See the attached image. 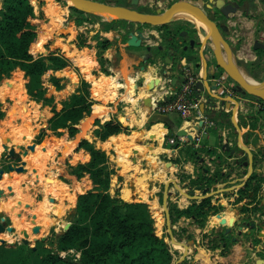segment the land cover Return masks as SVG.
Listing matches in <instances>:
<instances>
[{
	"label": "rangeland",
	"instance_id": "obj_1",
	"mask_svg": "<svg viewBox=\"0 0 264 264\" xmlns=\"http://www.w3.org/2000/svg\"><path fill=\"white\" fill-rule=\"evenodd\" d=\"M102 1L108 3L119 2V0ZM170 1L167 4L172 3ZM29 2L33 6L35 14L40 17L37 18L39 22L37 23V35L39 33L46 34L44 38L42 35L40 36V40H43L40 43L41 46L33 51V53L44 54L47 49L59 48L61 53L70 62L68 67L48 71L42 76L43 86L47 90V95L53 96L51 105H54L59 110L70 95L76 92L82 86V82L85 81L89 85L91 97L107 110V114L103 112H100L99 115L94 114V112L99 110V108H95L89 115L79 121L78 132L74 136H69L66 129H62L60 135L52 134L50 130H45L44 134H42V130L47 125V118L51 115V105H45L41 101L30 97L26 90L27 78L24 77V72L18 67L12 70L8 77L0 80V86L5 84L12 91V96L0 94V111L3 113V116L0 118V139L7 145L5 154H9L10 150L14 154L10 157H0V167L4 172H8L9 164L16 166L24 162L25 168L21 172L12 170L10 172L11 177L3 176L0 179V185H4L3 189L5 191V194L0 197V201L5 200V202L0 203V212H2V216L9 217L8 219H3V224L13 226L12 232L0 233V238H5L6 240L0 244L11 247L22 244L23 234L18 237L20 235L18 229L20 228L30 233V242L26 243L29 247H35L37 241L41 240V237H45V239L38 245L40 252L43 251V248L54 247L55 234L59 233L67 222L69 212L75 207L77 195L93 187L88 174L77 178L74 174L70 173L71 166L78 163H86L89 160L87 151L83 148L78 149L76 146L81 139L87 138L91 143L95 141L93 144L105 151L109 165L114 169L108 189L111 196H117L126 201L138 202L140 200L136 197L134 200L127 199L136 196L135 193L137 195L145 193L146 197L142 198V202L148 206L153 218L155 233L169 243L172 264H181L184 260L191 262V264H254L253 240L257 232L254 229L259 227L261 228L260 231L264 232V219L258 216L256 222L254 221V200L246 212H241L240 209L246 202L247 197L237 203L235 201V198L239 196L238 189L244 187L245 181L250 176H254V154H261L263 151L264 145H261V147L256 148L258 152L254 153V140H257L254 137V130L251 133H247L248 129L246 127L238 125V129L240 130L238 132L235 127L231 128L226 125L227 131L224 135H221L222 140L220 139L219 145V129L217 126L208 128L207 133L209 135L207 137L205 133L202 136L201 143L211 147L208 154H206L207 157L200 155L199 160H195L191 154L178 157L169 154L167 151L154 156L151 154L153 147L159 146L162 149L166 148V146L168 147L170 143L167 140L168 136L162 135L161 140H157L145 135V131L151 128V124L155 122L156 117L146 113L145 118L140 120L141 111L144 108L140 99L148 93V86L144 83L147 82L144 80L148 79L143 74V76L140 75L141 73L138 72L139 68L137 69L140 63L132 65L128 70H118L122 65L123 58L122 54L112 53L114 48L113 43L108 48L109 52L113 54L112 65L108 67L109 74H105L101 70L100 64L92 65L89 70L84 71L79 65L80 62L76 58L73 59L74 57L72 58L68 54V50L65 51L63 43L67 42L69 45L78 47V41L84 40L86 46L78 47V49L91 53L90 49L92 48L88 47L95 45V43L90 42V40L94 39L95 34L88 36L91 29L89 27L85 28V26H88V23L83 22V24L77 26L74 23L75 14L69 8V2L65 0H51V2L58 5L57 12L59 15H57L61 19H64L61 24L58 20L55 21V23L59 24V27L50 28V26L52 27L51 24L49 25L50 18L44 11L47 0H29ZM258 5L259 9H256V7L251 8L252 12L242 17L243 22L238 21L236 16L233 15L228 17V21L225 23L229 26L225 38L233 49L237 64L240 58L245 60L243 57H255V50L253 49V42L255 40L264 42V1L259 0ZM150 8L155 9L154 6ZM52 21L53 16H51ZM118 28L123 29V26L120 25ZM135 29L137 28L134 27L133 31ZM196 29L200 34H206L201 27L196 26ZM123 31L124 34L125 30L123 29ZM151 31L157 33L156 30L151 29ZM47 41H50L51 44H49L48 48H45L44 45ZM209 41L212 45V41ZM125 53H129V51ZM210 57L212 60V51L210 52ZM160 62H162L161 59ZM238 65L244 70L240 64ZM147 66L151 70L152 62L147 63ZM192 69H196V67L194 66ZM86 73L88 75L91 74L93 78H99L102 75L115 76L120 82H125L127 76H132L134 78V96L136 101L131 102L124 98V94L126 93L125 88H119V94L112 99H106L105 101L98 99L92 92L91 77L86 76ZM51 75L59 79V88H56L51 81ZM232 83L235 84L234 82ZM140 90H143L145 93L140 94ZM23 98L25 99L22 100ZM17 101H20V103ZM262 105L264 106V103ZM251 106L253 104L247 102L244 104L242 110L243 112H248L247 115L250 116L248 123L254 126V128H258V132L261 135L259 141L264 142V139H262L264 136V112L258 113L257 109H251ZM239 111L237 113L236 108L233 109L234 116H237V123ZM103 116L105 119H102ZM98 118L100 123L112 118L127 125V131L121 132L127 140H129L131 135L135 134L133 142L134 146L135 144L137 146L138 154L133 153L132 150L130 151L132 144L124 142L121 139L119 140V144L124 142L122 144L123 147H129L127 149L129 154H126L128 161L120 157L122 163L125 159L126 165H123L124 163H120L117 159L119 155L117 153L118 144H116L115 148H108L104 145L110 136L102 143H99L92 135V131L94 133L95 128L99 127V125L95 124V120ZM175 121H178V119H175ZM83 125L85 126L83 127ZM222 125L218 124L220 128ZM30 133L31 136L27 137ZM24 135L26 137L22 138ZM238 136L241 137L240 150L236 149L233 154L225 152L226 149L223 148L224 142L234 147ZM224 138L225 141L223 140ZM3 143L2 145L0 144V154L4 151ZM32 144H35L33 150L29 148ZM182 148L186 150L188 145L184 144ZM133 156H135L136 160L132 159ZM188 160L195 164V169L190 170V172L187 171V167H184L185 164L188 166ZM257 166H263L261 160ZM166 167L168 168L166 169ZM216 168H220L224 174L229 173L227 176L223 175L207 188L208 178ZM40 175L42 176L41 179ZM50 175L55 178L59 186L64 185L66 189L57 187L58 185L55 183L51 185V181L48 180ZM251 184V187L255 186L254 179ZM9 185L11 186V190L8 189ZM203 188H206L208 194L211 193L209 195L211 196V203L220 206V210L216 213L220 215H209L203 227H200L192 217H181L173 223L169 213L170 203H174L179 208H184L192 202L191 200L199 202L204 197ZM45 189L49 191L45 192ZM230 190L234 194L228 198H223L224 194ZM190 191H193V195L189 194ZM61 192L74 194L75 203L68 205L63 212L57 214V194ZM249 194L251 195L252 191H249ZM186 198L187 200L185 201ZM218 198L219 200L217 201ZM44 199L48 205L57 207V209L42 211L41 206ZM165 206L168 209L169 219L165 212ZM259 207L261 210L262 207L260 205ZM228 210L233 212V215L226 213ZM259 213L261 215L262 211H259ZM45 214L52 218L53 223L46 229L40 228L38 233L33 234L31 232L32 226L35 224L39 225L38 221L44 220ZM34 215L35 218L33 217ZM232 217L233 222L229 225V220ZM251 222L256 223L255 228L249 225ZM180 228H185L193 236L191 243H188L184 238H177L174 234V230L178 232ZM220 232L227 233L235 240L234 248L232 249L233 244L228 254L225 255L226 257L221 256L220 249L210 248V237L215 238ZM247 232H251V234L248 235ZM171 237L177 238L179 243H172ZM258 237L261 240L263 238L259 235ZM9 240L11 242H8ZM185 250L186 253L184 254ZM238 255L241 256L238 257Z\"/></svg>",
	"mask_w": 264,
	"mask_h": 264
},
{
	"label": "trees",
	"instance_id": "obj_2",
	"mask_svg": "<svg viewBox=\"0 0 264 264\" xmlns=\"http://www.w3.org/2000/svg\"><path fill=\"white\" fill-rule=\"evenodd\" d=\"M0 1V80L8 77L10 72L18 67L24 72V77L27 78L26 90L30 97L41 101L45 105H51L53 96L47 95L42 76L48 71L68 67L70 62L59 48L47 49L44 54L33 53L38 45L37 23L39 22L37 18L40 17L35 14L29 0ZM245 1L255 8L253 0H240L239 3L242 4ZM52 3L51 0H47L44 6V11L50 18L49 25L51 24V16L48 14V7ZM115 4L128 6L123 1ZM69 8L75 14L74 23L77 26L83 24V22H98L101 30H116L122 25L125 30L122 42L126 41L128 32L132 31L134 27L138 30H142L143 27L157 30L160 40L158 44L151 46L152 53L153 55L160 54L164 58L167 52L171 50L172 70H175V66L180 61H183L182 65L191 66L193 64L195 67L199 65L198 55L194 52V47L199 43V37L197 29L189 20L176 19L169 23L150 26L135 24L119 18L107 21L98 14L85 12L74 6H69ZM136 9L144 13H155V10L150 7H138ZM94 39H96L94 47L97 61L101 66V70L105 74H109L110 61L104 56V52L112 44V41L101 38L98 34L94 35ZM191 40H193L192 45ZM49 44L51 42L47 41L44 47L48 48ZM63 46H65L64 43ZM83 46H86L85 41L79 40L78 47ZM159 46H162V48H159ZM184 46L187 47L184 48ZM255 55V59L238 60V64L244 68L249 76L262 82L264 81V48L256 49ZM213 63L218 71L224 72L216 64L214 58ZM86 75L89 78L91 77L88 73ZM51 81L56 88L60 87L59 79L54 75H51ZM88 87L87 82L83 81L82 86L70 95L59 110L51 105V115L47 118V125L42 130V134L45 130H50L52 134L60 135L62 129H66L69 136H74L78 132L77 124L79 121L89 115L97 106L95 104L96 100L91 97ZM0 94L12 96V91H9L4 84L0 86ZM242 95L252 100L254 98L258 99V101L264 103V100L248 93ZM17 102L20 103V101ZM262 111L264 112L262 108L257 109L258 113ZM207 114L217 123H224L234 128L230 122V112L207 110ZM247 114L248 112H239V126L246 125L247 118L250 117ZM2 116L3 113L0 111V118ZM102 119H105V117L103 116ZM95 124L99 127L95 128L94 135L100 140L104 141L111 135L104 143L108 148L115 146L116 142L112 139L113 134L125 132L128 129L127 126H123L118 120L112 118L103 123H100L97 119ZM153 127L156 132L155 135L161 140V135L165 133L164 129L157 125ZM253 130L254 126L250 125L247 133H251ZM77 148L86 150L89 153V160L86 163L71 166L70 173L77 178L88 174L93 187L77 195L76 204L73 208L74 213H69L68 217L70 224L55 234L54 247L43 248L41 252L38 250V245L42 243V240H38L35 247H29L26 243L15 247L0 244V264H172L170 248L166 241L155 233L153 218L147 204L142 201H126L109 194L110 178L114 173V169L109 165L105 151L97 148L85 138L78 142ZM232 148L240 150L235 146ZM209 150L206 149L207 152ZM225 152L229 153V150H225ZM184 153L191 154L195 160H199L201 155L191 145H188L186 150L184 149ZM261 155L264 156V147ZM123 163L125 164V159ZM228 173L224 174L220 168H216L208 178L207 188L223 175L227 176ZM254 177L255 175L250 176L244 187L238 189L239 196L235 198L236 203L247 197L246 202L240 209L241 212L248 211L249 205L255 198L258 186L251 187ZM249 191H252L251 195ZM232 193V191H229L225 194L229 196ZM130 199L132 197L127 200ZM57 201L58 212L61 213L68 205L75 203V195L61 192L57 194ZM219 210V205L211 203V196L204 197L199 202L192 201L184 208H179L174 203L169 205V213L173 223L181 217H192L200 227L204 226L209 215H214ZM254 210L262 211L257 205L254 206ZM262 214H264L263 211ZM52 223L53 220L51 219L49 224ZM255 229L260 230L261 228L256 227ZM174 234L179 239L184 238L187 241L193 239V236L185 228H180L178 232L174 230ZM247 234L250 235L251 232H247ZM209 241L211 242L210 248L220 249L222 256L227 255L229 249L235 243V240L225 232H220L215 238L210 237ZM260 241L261 239L255 234L253 244H258ZM258 255L261 256L262 253L259 252ZM181 264H191V262L184 260Z\"/></svg>",
	"mask_w": 264,
	"mask_h": 264
},
{
	"label": "crops",
	"instance_id": "obj_3",
	"mask_svg": "<svg viewBox=\"0 0 264 264\" xmlns=\"http://www.w3.org/2000/svg\"><path fill=\"white\" fill-rule=\"evenodd\" d=\"M169 1L170 0H140L139 6H141V7H151V6L156 7V6H158L157 8H159V6H162V9H164V8L168 7L171 4V3L170 4H167ZM174 1L175 0H171L170 2L173 3ZM193 1H195L196 3H199V4L201 3V0H193ZM262 1H264V0H262ZM165 2H167V3H165ZM258 2H259V0H253V4H255L256 9H259ZM0 6H1V1H0ZM57 9H58V5H56L54 3L50 4L49 7H48V14L50 16H53V21L51 22L52 27L50 26V28H53V29L59 25V24L55 23V21L58 20V22L61 24L62 21H63V19H64V18L61 19V17L58 16L59 14L57 12L58 11ZM247 10H248V8H247ZM251 12H252V10L249 9L248 10V13L250 14ZM234 16H236V19L238 21L243 22L242 17L244 15L242 13V10H239L236 14H234ZM58 17H59V19H58ZM190 18L191 17H188L186 15H183L181 17V19H185V20H187V19L190 20ZM194 26L196 28V25L195 24H194ZM88 27L91 28L89 30L90 33L88 34V36H92V34L93 35L94 34H98L99 37H101V38H107V39L111 40L112 41V44L114 43L113 44L114 45V48L112 50V53L122 54L123 62H122V65L118 68V70H120V71L128 70L129 67H132V65H134V64L136 65V64L140 63L139 66L137 67V69L139 68L138 69L139 70L138 72L141 73L140 75L143 74L148 79V80H144V81H147V82H144L147 85L148 82H149V80H151L153 78H156L158 76V74L162 73V70L166 69L167 72H168V74L171 77L178 78L175 87H178L179 86V84H180V82L182 80V70H183V68L185 66H187V65H184V64L182 65V62L183 61L182 62L180 61V63H178L175 66V70H172L171 69L172 62L170 64L165 63L164 62V58H162L160 54L153 55L152 50H151L150 51L151 52L150 53L151 56L149 57L150 59L148 58L147 61H146V63L143 62L144 55L146 56L149 53L148 51H146L145 43L150 44L151 46H154V45L158 44V42L160 40L159 33H158L157 30H156L157 33H153L151 31L152 28H150V27H143L142 28V31L146 35L149 36V39L147 41H144V44L140 45L139 47L129 48V46H126L125 45V42H122V34L124 32L123 29L117 28L116 30H101L100 29V24L98 22L88 23V26H85V28H88ZM136 30H138V29H135V31ZM153 30H155V29H153ZM197 34H198V37H199V43H198L199 45H196L194 47V52L198 55V64L199 65L196 67V69H193V71L198 76H200L202 78L203 86H202V89L197 93V96L196 97L198 99L199 98H202V97L208 98L209 101L212 104H214V108L213 109H210L211 111H214V112H221V111L230 112V122H231L232 126L235 127L238 132H240V130L238 129V125L239 124L237 123V116H234V112H233V109L234 108H237V104H235L233 102H230V105H229L228 104V102H229L228 101V97L226 95H224L223 91L220 88L216 87L214 84L208 83L207 80H206V78L209 77V76H211L212 74H214V75H216V74H225L226 76H228V75L225 72L218 71L216 69V66L213 63V58L215 59L214 51H213L214 50L213 44L211 45L209 39L207 37H205V35L200 34V32H197ZM41 35L44 38V36L46 34L44 35V33H42V34L39 33V35H38V45H37V48H40V46H41L40 43L43 41V40L42 41L40 40V36ZM127 38H128V35H127ZM90 42L96 43V39L90 40ZM64 44H65V46H63V47H64L65 51L68 50V54L72 58L74 57L73 59L77 58V59L80 60L79 61L80 62L79 65L82 67V69L84 71L85 70H89V68L92 65H99V63L97 61V58H96V54H95L96 49H95L94 45L91 46V47H88V48H92V49H90L91 50V53H89L88 51L86 52L85 50L84 51L79 50L78 47L69 45V44H67V42L64 43ZM108 48L105 50L104 56L106 58H108V60L110 61V65H112L113 54L109 52ZM126 51H129V53H125ZM209 51L210 52L212 51V54H213L212 60H211L210 52ZM171 55H172V53H171ZM243 58L245 59V57H243ZM160 59H161L162 62H160ZM247 59H250V58H247ZM252 59H255V58H251V60ZM149 60H151V61H149ZM240 60H242V58H240ZM245 60H243V61H245ZM149 62H152L151 70L147 66V63H149ZM215 62H216V60H215ZM141 65H145L146 66L144 70H141L140 69V66ZM163 65H165V66L162 67ZM189 67L193 68L194 65L192 64ZM152 72H153V74H151ZM91 80H92V92L95 95V97H97L98 99H101L103 101H105L106 99H112V98L116 97L119 94V91H118L119 88H125L126 93L124 94V98L126 100H128V101H131V102H135L136 101V98L134 96V91H133L134 90V78L132 76H127L125 82H120L119 80H117V78L115 76H105V75H102L99 78H93ZM93 81L94 82L97 81V82L94 83ZM168 82L169 81L166 78H162L160 87H158V88L154 87L153 88V90L151 92H153V94H154V99L156 97L164 94L165 90L170 87V85H169ZM7 89L9 91H11L9 88H7ZM139 92H140V94H144L145 93L143 90H140ZM151 92H148V93L151 94ZM250 102L253 104V106H251L250 108L251 109L252 108L254 109V102H252V101H250ZM222 103H224V109H221ZM95 104H97V106H98V107L96 106V108H99V110L96 111L97 112L96 114L99 115L100 112L101 113L103 112L104 114H107V110L105 108H103L101 106V104H99L98 102H96ZM239 110H240V108H238V110L236 109L237 113H238ZM239 112H243V111L240 110ZM146 113H148V110L145 109V108H143L142 111H141V119L140 120H143L145 118ZM206 113H207V111H206ZM149 114L154 115L156 117V120H155L154 123L151 124V128L149 130H146L145 131V135L146 136H149L152 139H155L156 138L157 140H159V138L157 137V135H155V133H156L155 130L153 129L154 128L153 126L157 125V126L161 127L162 129H164L165 133H163L162 135L163 136H168V138L170 137L169 135H171V136H177L176 135V131L182 128V129L185 130V135L184 136L186 137V140H187L183 144L179 142L178 147H175L176 148V150H175L176 153L173 152V147L170 144L168 147L166 146V148H162V149H160L159 146L153 147L151 149V154H153L155 156L156 154H159V153H161L163 151H167V152H169V154H172V155L178 156V157H181L182 155H184L185 153H184V149L182 148V146L184 144L191 145V140L192 139L191 140L188 139V135L193 136L194 131H195L194 122H197L198 121V118H195L193 116V117H191L190 120H184L179 115H177V113L158 114V113L150 112ZM178 116L180 117V119H179ZM175 119L176 120L178 119V121H175ZM210 119H212V118H210ZM213 121L215 123L213 127L217 126V128L219 129V132H218V134H219V136H218L219 137L218 144L220 145L219 141H220V139L222 140L221 135H224V133H226L227 127H226V124H224V123H217L216 120H213ZM217 121H218V119H217ZM119 122L123 126H127V125L123 124L121 121H119ZM218 124L219 125L220 124H223V125L220 128L218 126ZM175 126H176V128L174 129L173 127H175ZM249 126H250V124L248 123V118H247L246 125L245 126H241V127H246L247 129H249ZM77 127H78V124H77ZM92 135L99 141V143H102L103 142L102 140H100L98 137H96L94 135L93 131H92ZM134 135L135 134L131 135L129 137V140H127L126 138H124V135L121 134V132L118 133V134H113L112 139L115 140V142H116L115 143V146H116V144H118V151H117V149H116V151L119 154L118 157H117V159L119 160L120 163H122L120 157H123V158H125L128 161V157L126 156V154H129V151L127 150V149H129V147H125L124 146L125 147L124 148L123 145H122V144H124V142H128V143L132 144V148H130V151L137 147L136 144L134 146V142H133V136ZM208 135H209V133L206 132V136L207 137H208ZM25 137H26L25 135L22 136V138H25ZM27 137H30V136H27ZM254 137L257 138V140H254V153H257L258 150L256 148L261 147V145H264V142L263 141H259L260 138H261V135L258 132V128H254ZM17 139L19 140V138H17ZM85 139H87V138H85ZM120 139L123 140L124 142L119 144V140ZM262 139H264V136H263ZM223 140L225 141V138ZM239 141H241V137L240 136L237 137V140L235 142V147L241 148V145H240V142ZM1 142H2V140L0 139V144L2 145L3 142L2 143ZM92 142L95 143V141H92ZM229 143L231 144V142H229ZM226 144L227 143L224 142L223 148L226 149V150H229V152L233 154V152L235 151L234 148H232L229 144L228 145H226ZM95 146L97 148H100L97 145H95ZM115 146L113 148H115ZM192 147L194 148V146H192ZM210 147L211 146H206V145L202 144L201 141H200V146L197 147V148H195V149H197V151L199 152V154H201L203 157H207L206 154H208V152L206 151V149H209ZM100 149H102V148H100ZM154 149L156 150L155 152L153 151ZM87 154L89 155L88 152H87ZM260 156H261V154H257V157L259 158V162L261 160L263 166H261V167L257 166L256 169H254V175H255V177H254V185L255 186L256 185L258 186V189L256 191V195H255V198H254V206H256V205L259 206L260 205L262 207L261 210L264 212V156H261V157ZM132 159L134 160L135 159V156H133ZM123 165H126V164H123ZM194 165L195 164H193L192 162H190L188 160V166H187V164H185L184 167H187V171L190 172V170H192V169L194 170L195 169L194 168ZM173 166H175V165H173ZM167 168L168 167H166V169ZM50 177L53 178L54 179L53 182L56 185H58L57 182H56V180H55V178L53 176H51V175H50ZM41 178H42V176L40 175V179ZM246 181H245V183H246ZM50 184H52V182ZM47 185H49V184H47ZM0 186L2 188H4V185H0ZM57 187H61V189H66L64 187V185H60V186L58 185ZM155 187H156V185H155ZM128 189H130V188H128ZM46 190L47 189H45V192H46ZM232 194H234V193H232ZM232 194L229 195V196H232ZM135 195H136L135 196L136 198L140 197L138 199H141L142 201H143L142 198H145L146 197L145 196V193H142L140 195H137L135 193ZM229 196H226V194H224L223 198H228ZM218 200H219V198L217 199V201ZM191 201H193V200H191ZM3 202H5V200L4 201L3 200L0 201V203H3ZM156 202H157V198H156ZM46 209H57V207L55 208V207H53L51 205H48L46 203L45 199H44V201L42 203V206H41V210L44 211ZM226 213L233 215L232 214L233 212H230L229 210L226 211ZM57 214H59V212ZM228 214H227V216H228ZM258 216H261L264 219V214H261L260 215L259 211L257 212V217ZM257 217L254 220L255 222L257 220ZM51 219H52L51 217H49L48 215H46L44 217V220L38 221V224L40 225V228L41 229L45 228L44 226L45 225L47 226L49 224V221ZM19 221H20V219H19ZM219 221H220V219H219ZM50 225L51 224H49L48 227ZM255 227H256V223H254V228ZM255 230L257 231L256 234H257V237H258V232L260 230L254 229V231ZM28 233H29V231H28ZM261 241L262 242H260L258 244H254V264H255V260L257 258H259V257H263L264 258V251L262 249L263 246H264V237L262 238ZM234 246H235V244L232 246V249L234 248ZM248 248H249V246H248ZM260 251L262 253L261 256L258 255L259 254L258 252H260ZM240 256L241 255H238V257H240Z\"/></svg>",
	"mask_w": 264,
	"mask_h": 264
},
{
	"label": "water",
	"instance_id": "obj_4",
	"mask_svg": "<svg viewBox=\"0 0 264 264\" xmlns=\"http://www.w3.org/2000/svg\"><path fill=\"white\" fill-rule=\"evenodd\" d=\"M65 1L70 2L69 6H74L77 9L83 10L85 12L98 14L102 16L104 20H107V21L113 18H119V19H123L129 22H133L135 24H147L150 26L161 25V24L169 23L176 19H181L179 17H176L178 12H181V11L190 12L198 20H200L202 24H204V26H206L207 29H205L203 26H201V28L206 32L205 37H207L209 40L212 41V44L214 46L213 51H214L216 64L223 69V71L229 76L231 80L235 82V90L241 94L248 93L250 95H253L257 98L264 100V89L250 85L245 82L243 73L246 74V72L237 64L235 60L234 52L232 48L230 47V44L227 42L226 38L222 35V30H225L226 26L225 25L218 26L216 22H214L206 13V10L212 9V8L219 10L225 16L236 13L238 10L239 4L233 0H201L200 4L196 3L193 0H175L173 3H171L168 7L164 9L162 8L156 9L155 13H144V12L138 11L137 9L133 8L132 6L136 5L138 3V0H130V6L118 5V4L108 3V2L99 1V0H65ZM148 39H149V36L146 35L142 30L130 31L128 32V38L125 41V45L129 47H139L140 45L144 44V41H147ZM190 43L192 45L193 40H191ZM145 48H146V51H148L149 53L146 56L144 55V59H143L144 63H146L147 59L151 56L150 55L151 45L145 43ZM159 48H162V46H159ZM184 48H186V46H184ZM258 48H264V42L260 40H255L253 42V49L256 50ZM171 53L172 52L169 50L167 54L165 55L164 57L165 63L170 64L172 62L171 57H170ZM145 67H146L145 65H141L140 69L144 70ZM162 78H166L169 81L168 83L170 85V88L174 89L178 78L171 77L168 74L167 70L164 69L162 70V73L158 74L156 78L149 80L147 84L148 92H151L154 87L156 88L160 87ZM252 80L253 82H256L257 84L260 83V81H256L253 78ZM197 85L201 87L200 89H202L201 82H198ZM228 101H229L228 102L229 105H230V102L237 104L236 109L238 110L239 104L234 98L228 97ZM140 102L142 106L148 110V113L152 111L151 94L148 93L146 96L142 97L140 99ZM200 109L203 112H206L202 103H200ZM201 123L202 122L199 121L198 125H195V128L197 129L198 126L201 125ZM173 128L175 129L176 126ZM176 135L177 136L185 135V130L182 128L177 130ZM188 139L191 140L192 136L188 135ZM3 148H4V151L1 152L0 157H10L14 155L12 154L13 152L12 150H10L9 154H5L7 151V145L5 143H3ZM29 148L33 150L35 148V144L30 145ZM132 151L133 153L138 154V150L136 148H134ZM12 170H15L17 172H21L25 170L24 162H22L21 165H16V166L9 164L8 172H4L3 169L0 167V179L3 176L11 177L10 172ZM196 187L199 188L200 186H196ZM8 189L11 190L10 185L8 186ZM202 192L204 193V197L211 195V193L208 194L206 188H203ZM4 194H5V191L0 186V197ZM190 194L193 195V191H190ZM134 199L135 197L133 196L132 200ZM139 200L142 201L141 199ZM165 212H166L167 218L169 219L168 209L166 208V206H165ZM69 213H74V210L72 209ZM218 215L220 214H216L215 216H218ZM33 217L35 218V215ZM8 218H9L8 216H2V212H0V233H5V232L10 233L13 231L12 225L3 224V219H8ZM232 222H233V217L230 218L229 225H231ZM69 224H70V220H67L63 228H66ZM250 226L253 227L254 223L251 222ZM39 230H40V226L37 224H35L31 228V232L33 234L38 233ZM22 234H23L22 242L29 243L30 240H29L28 231L22 230ZM258 235L264 237V232L259 231ZM40 239L44 240L45 237H41ZM171 239H172L171 240L172 243H179L177 238L171 237ZM5 241H6L5 238H0V243H3ZM187 242L191 243L192 240H188ZM166 243L169 246V243L168 242ZM262 249L264 251V246ZM185 253H186V250L184 254ZM255 264H264V258L263 257L257 258L255 260Z\"/></svg>",
	"mask_w": 264,
	"mask_h": 264
},
{
	"label": "built area",
	"instance_id": "obj_5",
	"mask_svg": "<svg viewBox=\"0 0 264 264\" xmlns=\"http://www.w3.org/2000/svg\"><path fill=\"white\" fill-rule=\"evenodd\" d=\"M247 58L250 57L248 56L245 59ZM206 80L208 83H212L220 88L227 97L234 98L238 102L240 110L244 108L245 103L250 101L254 102V109H264V106L258 99L254 98V100H252L237 92L235 90V84H233V81L225 74H212L207 77ZM198 82H201V86H203L202 78L198 76L191 67L185 66L182 70V80L179 86L174 87V89L169 87L165 90L164 94L156 97L151 103V112L153 113H177L184 120H190L191 117L194 116L198 118V121L202 122L197 129L195 128L192 136L191 145L194 146V148L200 146L202 136L207 132L208 128L213 127L215 124L207 113L200 109V103L203 104L206 111L213 109L214 105L206 97L199 99L196 97L197 93L201 90V87L197 85ZM221 109H224V103H222ZM198 121L194 122V125H197ZM167 140L168 143L172 145L174 153H176L175 147H178L179 142L183 144L187 141L184 135L170 136Z\"/></svg>",
	"mask_w": 264,
	"mask_h": 264
},
{
	"label": "flooded vegetation",
	"instance_id": "obj_6",
	"mask_svg": "<svg viewBox=\"0 0 264 264\" xmlns=\"http://www.w3.org/2000/svg\"><path fill=\"white\" fill-rule=\"evenodd\" d=\"M121 1H123L126 5H128V6H130V0H119V2H121ZM233 1H235V2H237L239 5H238V10H237V12L239 11V10H242V13H243V15H248V10L249 9H251V8H254V6H250L249 5V3L247 2V1H245V2H242V4H240L239 3V1L240 0H233ZM105 2V1H104ZM165 3H167V2H165ZM115 4V3H114ZM139 4H140V0H138V3L136 4V5H134V6H132L133 8H138V7H141V6H139ZM164 5V4H163ZM158 6H156V7H154L155 9V11H156V9H158L157 8ZM162 8V6H159V8ZM247 8H248V10H247ZM245 11L247 12L246 14H245ZM236 12V13H237ZM206 13H207V15L214 21V22H216V24L218 25V26H223V25H225L226 26V29L225 30H222V35L225 37V35L227 34V31H228V25L227 24H225V23H227L226 21H228V17H230V16H233L234 14H236V13H233V14H230V15H228V16H225V15H223L219 10H216V9H214V8H212V9H208V10H206ZM197 45H199V44H197ZM233 50V49H232ZM256 56V55H255ZM255 58V57H254ZM240 60V59H239ZM245 61H248L247 59L245 60ZM217 69V68H216ZM218 70V69H217ZM261 157V156H260ZM258 162H259V158L257 157V155L256 154H254V169H256V167H257V165H258ZM257 212L258 211H256V210H254V219L257 217Z\"/></svg>",
	"mask_w": 264,
	"mask_h": 264
},
{
	"label": "bare ground",
	"instance_id": "obj_7",
	"mask_svg": "<svg viewBox=\"0 0 264 264\" xmlns=\"http://www.w3.org/2000/svg\"><path fill=\"white\" fill-rule=\"evenodd\" d=\"M67 2V1H66ZM69 2V1H68ZM70 3V2H69ZM183 15H186V16H188V17H191L190 18V20L197 26V27H201V26H203L205 29H207L206 28V26H204V24H202V22L200 21V20H198L192 13H190V12H187V11H181V12H178L177 13V15H176V17H179V18H181ZM105 16V15H104ZM106 17V16H105ZM77 59V58H76ZM87 59V58H86ZM77 61H80L79 59H77ZM243 75H244V80H245V82L246 83H248V84H250V85H253V86H256V87H259V88H262V89H264V81L263 82H260L259 84H257L256 82H253V80H252V77H250V76H248L247 74H245V73H243ZM247 77V78H246ZM151 96H152V101L154 100V94H153V92H151ZM97 112H94V114H96ZM87 125V124H86ZM85 125H83V127H84ZM28 136H31V133H30V135H28ZM48 180L49 181H51L52 182V184H54V179L53 178H48ZM51 184V185H52ZM46 192H48V190H46ZM194 197V196H193ZM199 197V196H198ZM49 225V224H48ZM48 225L46 226H44L45 228L46 227H48ZM45 228H43V229H45ZM20 229V228H19ZM18 229V231H19V236L18 237H20L21 235H22V229H20L19 230ZM8 233V232H7ZM30 238V237H29ZM9 242H11V241H9ZM176 244H178V243H176ZM200 256V255H199Z\"/></svg>",
	"mask_w": 264,
	"mask_h": 264
}]
</instances>
